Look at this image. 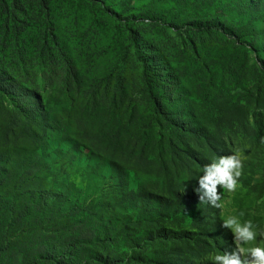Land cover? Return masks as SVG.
<instances>
[{"label": "rangeland", "instance_id": "374dc122", "mask_svg": "<svg viewBox=\"0 0 264 264\" xmlns=\"http://www.w3.org/2000/svg\"><path fill=\"white\" fill-rule=\"evenodd\" d=\"M180 4L187 3L0 0V115L22 102L9 85L33 92L47 112L45 120L28 115L38 127V138L25 129L7 146H1L0 119V160L7 165L0 170V264H103L108 258L111 264H154L159 257L168 264L202 259L215 264L211 257L235 248L233 234L222 225L226 216L255 226L256 238L241 247L264 246L262 66L253 51L222 37L198 41L170 27L177 14L188 11L180 14L184 21L189 15ZM144 72L154 84L172 89V97L181 93L204 123L208 115L201 97L206 86L224 85L249 110L256 136L225 131L219 140L241 162L238 186L229 192L218 185L222 206L211 205L205 217L177 205L168 208H177L173 214H160V205L149 198L172 201L173 182L180 193H197L203 172L189 177L170 155L162 157L167 169L159 167L156 145L162 129L144 91ZM117 79L125 87L124 103L117 99L116 109L104 108L103 98H112ZM103 126L122 131L121 151L103 143ZM144 133L150 146L141 158ZM200 151L212 162L218 158L207 149ZM212 223L224 237L206 230ZM105 227L109 232L103 241ZM158 228L213 244L217 238L218 246L198 257L193 240L146 238V232Z\"/></svg>", "mask_w": 264, "mask_h": 264}, {"label": "trees", "instance_id": "16d2710c", "mask_svg": "<svg viewBox=\"0 0 264 264\" xmlns=\"http://www.w3.org/2000/svg\"><path fill=\"white\" fill-rule=\"evenodd\" d=\"M183 0H180V3ZM187 4H180L181 8H187L189 15L182 20L180 14H177L168 24L177 32L191 33L198 41H203L205 38L222 37L227 42H231L238 47L247 48L254 52L257 61L262 66L261 70L264 72V60L261 54L264 55V0H184ZM108 12H112L120 20H123L122 15L114 13L112 8L105 7ZM178 20V22H176ZM129 36L132 37V30L127 28ZM192 52L195 53V47L191 42L189 44ZM144 67L146 66L143 64ZM143 81L145 83V93L153 107V114L157 120L160 129H162L161 138H159L156 150L158 151V161H162V157L171 156L173 165L178 170L186 171L189 177H194L196 170L203 172V167L212 161L206 158L200 149H207L212 155L216 157L232 155L225 147H223L219 140L224 134L229 131L240 133L245 136L255 137L256 131L249 122V110L245 104L239 99H234L231 92L225 86L218 84L213 86H206L202 90V106L208 115V123H204L201 118L196 115V110L192 103L183 101L181 93H177L172 97V89H167L163 83L154 84L148 78L146 72L143 74ZM2 80H0V88H4ZM173 87V86H172ZM9 91L18 93L22 102H19V107L7 109L4 111L5 115H0L3 118L1 146H7L8 143L13 142L14 139L20 137L25 129H30L33 133V138L39 137L38 127L35 126L29 118L35 116L45 120L47 116L46 109L43 104L34 96L33 92L27 91L23 88H18L16 85H9ZM112 98H103V107L108 109H116L117 99H120V104L124 103L126 98L125 87L120 79L116 80L113 91H111ZM25 103V105H22ZM3 112L0 110V113ZM109 113H105L107 116ZM110 120L111 119H107ZM109 126L114 123L108 122ZM38 126V125H36ZM18 128L19 131H18ZM150 138L144 133L141 136V147L139 149V156L144 157L146 150L150 146ZM106 141V142H105ZM108 144L113 151H121L124 144V135L122 131L115 132L109 130L108 127L103 126V143ZM161 153H165V156ZM166 159L162 161L159 167L166 170ZM177 163V164H176ZM166 166V167H165ZM7 165L0 160V170H5ZM171 170V168H170ZM175 182L171 184L173 200L160 197L157 195L150 196V200L154 201L161 207V213L170 215L175 212L177 208L188 211L191 209L197 210L201 217H205L207 211L210 210L211 205L207 202H200L198 193L183 194L180 193L178 187H175ZM170 205H177V208L168 209ZM158 218V217H157ZM153 220L156 216L152 217ZM207 231L216 230L215 235L224 237V231L212 223ZM107 227L103 229V241L106 237ZM106 235V236H105ZM146 238L151 241H183L193 240L196 256L212 250L218 246L215 238L214 244L210 241L204 240L202 237H194L187 233H175L165 228H158L153 232H146ZM144 237V235H143ZM145 238V239H146ZM82 245H87L83 242ZM233 247L227 252H231ZM154 264H168L162 257L153 258ZM103 264H111L109 258L103 260ZM179 264V263H175ZM197 264H213L210 260H200Z\"/></svg>", "mask_w": 264, "mask_h": 264}, {"label": "clouds", "instance_id": "9594fccd", "mask_svg": "<svg viewBox=\"0 0 264 264\" xmlns=\"http://www.w3.org/2000/svg\"><path fill=\"white\" fill-rule=\"evenodd\" d=\"M261 143H264V138ZM240 168L241 162L236 155L220 156L212 163L204 165L203 175L197 179L198 187L195 189L200 202L207 201L214 207H221L222 205L217 203L220 201L217 186L222 190L233 191L238 186L236 178L240 176ZM222 225L233 234L235 248L230 253L211 257L215 264H264V246H240L242 243L248 244L257 236L251 220L241 222L237 216H226ZM242 252H247L248 255L242 257Z\"/></svg>", "mask_w": 264, "mask_h": 264}]
</instances>
